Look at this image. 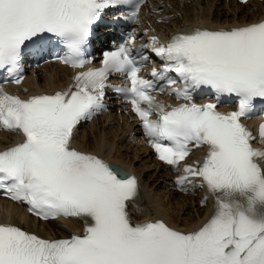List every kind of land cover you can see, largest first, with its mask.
Returning <instances> with one entry per match:
<instances>
[{"label":"snow or ice","instance_id":"snow-or-ice-1","mask_svg":"<svg viewBox=\"0 0 264 264\" xmlns=\"http://www.w3.org/2000/svg\"><path fill=\"white\" fill-rule=\"evenodd\" d=\"M143 3L0 0V71L12 82L21 83L26 54L43 57L57 48L64 54L54 58L79 70L52 95L22 99L0 86V129L22 135L0 150V191L43 220L84 224L81 235L45 239L0 223V264H264V148L253 146L257 137L242 123L257 100L264 102V20L196 29L164 44L152 37L163 66L152 70L151 80L140 75L149 57L133 55L134 35L104 51L101 66L89 67L87 49L102 14L128 7V18L136 20ZM113 73L127 81L115 90L158 159L182 168L179 189L206 188L214 197L212 214L197 230L183 232L162 220L133 223L128 206L138 200L137 178L72 147L73 129L104 107ZM198 90H210L216 102L196 103ZM156 91L183 102L161 103ZM225 96L236 98L235 111L218 110ZM259 140L264 143V124ZM194 148L205 150L203 158L182 165Z\"/></svg>","mask_w":264,"mask_h":264},{"label":"bare ground","instance_id":"bare-ground-1","mask_svg":"<svg viewBox=\"0 0 264 264\" xmlns=\"http://www.w3.org/2000/svg\"><path fill=\"white\" fill-rule=\"evenodd\" d=\"M155 5L164 9L156 17L162 18L168 14L175 16L167 24L160 25L161 28L168 27L174 31L190 24L223 29L264 20V2L240 5L236 0H190L185 8H179L176 0H155ZM69 75L70 71L66 68L52 64L38 71V84L43 90H50L60 86L61 81ZM132 132H138L134 123L121 125V118L110 115L78 131L75 143L84 153L96 155L111 165L137 173L147 195V201L143 206L139 205L140 210L135 209L136 205L130 208L132 218L137 222L164 220L183 232L199 228L207 220L210 208L207 205L200 207L198 198L168 191L166 183L169 178L163 173V167L152 162L147 149L141 146L136 137L130 136ZM11 139L12 135L0 134V146L6 145ZM0 211L4 214L0 215V221L18 227L22 225L44 236L68 237L70 233L62 226L69 230L81 228L74 221L62 226L57 223L38 224L21 208L5 201H0Z\"/></svg>","mask_w":264,"mask_h":264}]
</instances>
